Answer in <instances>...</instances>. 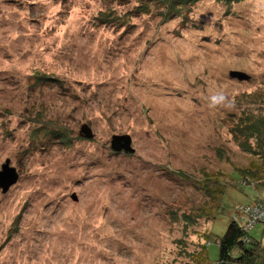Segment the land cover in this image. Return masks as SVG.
<instances>
[{"label":"rangeland","instance_id":"obj_1","mask_svg":"<svg viewBox=\"0 0 264 264\" xmlns=\"http://www.w3.org/2000/svg\"><path fill=\"white\" fill-rule=\"evenodd\" d=\"M263 76L264 0H0V169L20 176L0 190V264H182L207 234L215 263L264 184L229 186L205 222L193 180L248 164L230 114Z\"/></svg>","mask_w":264,"mask_h":264},{"label":"trees","instance_id":"obj_2","mask_svg":"<svg viewBox=\"0 0 264 264\" xmlns=\"http://www.w3.org/2000/svg\"><path fill=\"white\" fill-rule=\"evenodd\" d=\"M172 1L175 3L182 2V0ZM187 1L195 3L198 0ZM216 1L231 6L244 0ZM41 80L42 77H39L38 82ZM51 81L57 80L53 78ZM237 104H243L245 108L241 110V115L236 112L230 114V117L233 118L229 120L228 132L241 152L249 158V162L247 165L232 167L230 172L217 170L209 173L204 171L200 177L193 180V188L196 191L204 192L209 204L207 206V203H204L203 207L197 209L199 216H204L205 222L215 219L221 209L222 197L229 186L238 187L241 183L246 185L264 184V85L263 88L249 97L238 100ZM218 151L220 152L221 149H218ZM224 163L230 167V162L225 161ZM182 177L192 179L186 174H183ZM260 200H255L253 203L257 204ZM197 220H200V217ZM254 226L248 228L245 221L237 218L235 212H233L232 221L227 231L222 237L218 238V260L215 263H208V252L205 245L208 242L207 234L203 238L204 243L198 246L195 251L196 260L182 264H264V245L250 234V230Z\"/></svg>","mask_w":264,"mask_h":264},{"label":"water","instance_id":"obj_3","mask_svg":"<svg viewBox=\"0 0 264 264\" xmlns=\"http://www.w3.org/2000/svg\"><path fill=\"white\" fill-rule=\"evenodd\" d=\"M229 76L236 78L240 81H249L251 76L244 72L231 71ZM80 136L86 139H93L94 134L92 129L88 125H83L80 130ZM111 149L115 153H124L126 155L135 154L136 150L133 147V140L130 135H114L111 139ZM19 173L17 170L10 166V160L7 159L0 169V190L3 194H6L12 186H14L19 180ZM72 199L77 201V196L73 195Z\"/></svg>","mask_w":264,"mask_h":264},{"label":"built area","instance_id":"obj_4","mask_svg":"<svg viewBox=\"0 0 264 264\" xmlns=\"http://www.w3.org/2000/svg\"><path fill=\"white\" fill-rule=\"evenodd\" d=\"M241 214L245 216V219L239 218L236 214V217L240 220H244L247 227L251 228L257 223H264V206L263 205H253V206H244L242 209L240 208Z\"/></svg>","mask_w":264,"mask_h":264},{"label":"clouds","instance_id":"obj_5","mask_svg":"<svg viewBox=\"0 0 264 264\" xmlns=\"http://www.w3.org/2000/svg\"><path fill=\"white\" fill-rule=\"evenodd\" d=\"M212 99L215 102L218 98L214 96Z\"/></svg>","mask_w":264,"mask_h":264}]
</instances>
